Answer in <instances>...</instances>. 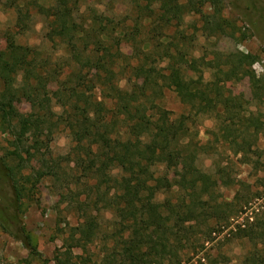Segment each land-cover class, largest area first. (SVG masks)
I'll use <instances>...</instances> for the list:
<instances>
[{
  "label": "trees",
  "instance_id": "1",
  "mask_svg": "<svg viewBox=\"0 0 264 264\" xmlns=\"http://www.w3.org/2000/svg\"><path fill=\"white\" fill-rule=\"evenodd\" d=\"M70 1L55 0L52 6L39 9L54 24L72 29L75 41L69 43L63 60L71 58L76 68L70 69L71 64L52 65L39 59L32 49L14 43L0 52V127L2 133L14 132L13 150L0 158V166L9 179L20 183L21 192L15 194L17 209L23 194L32 192L44 177L54 181L71 177L75 183L83 184L85 198L78 204L88 210L84 222L75 228L79 232L77 245L93 243L98 215L101 210H109L112 217L106 236L110 239V252L103 256L102 264H181L197 225H229L251 199H260L264 194V178L259 179L260 194H249V200H241L237 191L230 202H217L212 198L208 174L187 175L173 180L172 187L178 194L175 199L160 201L156 198L161 185L155 168L163 165L171 170L177 161L195 162L196 145L192 148L191 140L182 141L189 135L188 122H194L199 114L210 115L219 124L222 133L213 132L216 144L227 143L230 152L241 156L243 163L257 164L248 158L253 152V142L248 139L257 138L261 126L240 114L242 104L237 96L223 92L228 81L242 79L264 92L262 81L255 78L251 69L255 57L236 53L227 56L231 58L229 65H219L202 58L187 59L178 49L173 54L168 45L161 50L158 44L143 50L141 43L145 38L155 40L161 36L154 15L165 25L180 26L184 6L179 0H131L137 14L130 28L123 20L103 13H93L88 21H79L78 7ZM202 3L213 6L219 14L220 0ZM154 4L158 7L154 8ZM146 19L151 27L142 38ZM122 45L129 46V55L120 53ZM162 60L166 61L164 72L157 66ZM223 65H227L225 70ZM89 66L99 74L95 80L81 73ZM205 70L213 71L212 80H204ZM119 73L128 75L125 90L116 83ZM51 81L62 92L58 114L42 110L40 105L41 89ZM163 88L171 90L187 107L185 114L171 118L158 101ZM21 101L29 105L31 112L22 114L15 109L14 105ZM52 119L66 129L70 138V149L64 156H53L37 130L41 122ZM26 123L34 125L32 133L24 132ZM32 162L39 163L38 168L33 174H23ZM261 165L264 171V164ZM253 212L234 224L232 232L251 241L257 238L264 246V230L254 236L258 224L251 216ZM0 228L36 255L22 226L18 229L21 235L11 234L0 219ZM206 241L207 238L202 240L201 247ZM68 263L66 258H55V264Z\"/></svg>",
  "mask_w": 264,
  "mask_h": 264
},
{
  "label": "rangeland",
  "instance_id": "2",
  "mask_svg": "<svg viewBox=\"0 0 264 264\" xmlns=\"http://www.w3.org/2000/svg\"><path fill=\"white\" fill-rule=\"evenodd\" d=\"M179 2L184 6L180 26L170 23L165 25L154 15L152 18L161 36L155 40L145 38L141 43L143 50L147 51L155 44H158L160 50L168 45L173 54H176L178 49L187 59L202 58L219 65H229V55L250 54L255 57L251 69L255 78L261 80L264 86V0H220L219 14L215 13L213 6L202 3V0ZM54 3L55 0H0V52L7 51L9 43H14L32 49L39 59L47 60L52 65L71 64L70 69L76 68L71 58L64 57L63 60V53L69 43L75 41L72 29L66 25L54 24L53 19L45 16L46 13L39 9L48 8ZM74 3L76 8L78 7L79 21H88L93 13H103L108 18L123 20L130 28L137 14L131 0L69 2L71 5ZM153 7L157 8L158 5L154 4ZM149 22L148 19L143 22L142 38L151 27ZM120 53L129 55V46L122 45ZM227 65L222 68L225 70ZM157 66L160 72H164L166 61H158ZM81 73L85 78L94 80L99 76L90 66L82 69ZM127 76L120 73L117 75L116 83L123 90L127 89ZM212 78L213 71L205 70L204 80L210 81ZM19 80L20 76L16 78V83H19ZM223 92L237 96L238 102L242 104L240 114L249 116L261 126L257 138L248 139L253 142V152L248 158L257 164L252 166L243 163L241 156L230 152L227 143L224 146L216 144L213 132L222 133L218 130L219 124L212 116L199 114L194 122H188L189 135L182 141L186 143L191 140L192 148L196 145L197 158L194 163L177 161L173 163L171 170H166L163 165L155 168V176L160 179L161 185L157 200L175 199L178 194L175 193V187H172L173 180L199 173L209 175L212 198L217 202H230L237 191L241 200H249V194L261 191L262 183L259 179L264 178L261 165L264 164V92H259L255 86H251L247 79L228 81ZM61 100L62 92L55 81L42 87V110L58 114L61 110ZM158 101L170 112L171 118H177L187 112V107L167 88H163L162 94L158 95ZM14 107L22 114L31 112L29 105L23 101ZM223 118L224 116L221 117ZM54 119L41 122L37 130L47 141L53 156H64L70 149V138L66 129L55 124ZM1 128L0 158L13 150L14 146V132L2 133ZM19 128L18 126L17 131ZM23 130L28 134L32 133L34 125L26 123ZM207 143L206 148L201 149V146ZM9 164L12 165L13 162L10 161ZM38 166L39 163L32 162L23 170V174H33ZM69 173L71 174L70 171ZM82 185L75 183L71 177L57 181L44 177L32 192L27 196L23 194L18 210L15 194L21 192L20 183L15 178L9 179L0 166V219L11 234L21 235L18 229L22 226L36 251V255L30 254L19 240L0 228V264H55L56 257L66 258L68 264H102L103 256L110 252L107 249L110 239H107L106 232L110 231L109 221L112 214L109 210H101L93 243L77 245L79 232L75 231V228L84 222L85 212L88 211L86 207L81 209L78 204L85 198ZM245 208L241 214L233 217L234 221L230 220L229 225H197L191 234L190 245L183 251L186 257L181 264H198V260L203 264H264V246L258 243V239L251 241L239 238L232 232L234 224L241 222V219L253 212L252 210L255 213L251 216L258 224L254 227V236L264 230V194L260 199H251ZM211 230L213 231L210 234ZM205 238L208 241L201 247Z\"/></svg>",
  "mask_w": 264,
  "mask_h": 264
}]
</instances>
